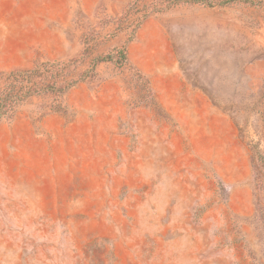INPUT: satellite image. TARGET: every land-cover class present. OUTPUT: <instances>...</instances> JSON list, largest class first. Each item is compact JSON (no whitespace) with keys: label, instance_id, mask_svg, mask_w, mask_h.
I'll return each instance as SVG.
<instances>
[{"label":"rangeland","instance_id":"1","mask_svg":"<svg viewBox=\"0 0 264 264\" xmlns=\"http://www.w3.org/2000/svg\"><path fill=\"white\" fill-rule=\"evenodd\" d=\"M35 66L0 120V264H264V0H0V71Z\"/></svg>","mask_w":264,"mask_h":264},{"label":"trees","instance_id":"2","mask_svg":"<svg viewBox=\"0 0 264 264\" xmlns=\"http://www.w3.org/2000/svg\"><path fill=\"white\" fill-rule=\"evenodd\" d=\"M191 1V0H173V2ZM252 1V0H248ZM142 21H138L135 28H138ZM119 59H124V49L118 51ZM112 59L113 56L108 54L106 56ZM95 64V63H94ZM93 64V65H94ZM37 66L32 69H14L11 71H0V79L4 81L3 88L0 90V120L10 119L13 113V106L22 101L27 95L31 94V88L25 85V81L29 80L31 74L35 71ZM44 90L60 91L55 86H45ZM264 141V136L261 139ZM250 149L252 152V175L255 207L257 215L261 221V226L264 225V150L259 148V142L251 143Z\"/></svg>","mask_w":264,"mask_h":264},{"label":"crops","instance_id":"3","mask_svg":"<svg viewBox=\"0 0 264 264\" xmlns=\"http://www.w3.org/2000/svg\"><path fill=\"white\" fill-rule=\"evenodd\" d=\"M35 35L33 34L32 36L30 34H27L26 36H24V38H21L18 46L20 48L18 55L21 60L29 57V52H30V48L31 46H34L35 44ZM26 60V59H25ZM29 61V60H27Z\"/></svg>","mask_w":264,"mask_h":264}]
</instances>
